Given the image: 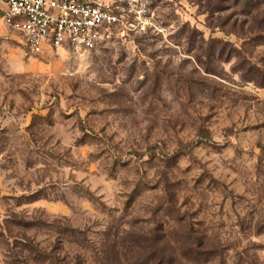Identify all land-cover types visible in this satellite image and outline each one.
I'll return each mask as SVG.
<instances>
[{"label": "rangeland", "instance_id": "rangeland-1", "mask_svg": "<svg viewBox=\"0 0 264 264\" xmlns=\"http://www.w3.org/2000/svg\"><path fill=\"white\" fill-rule=\"evenodd\" d=\"M131 11L81 51L0 23V264H264V0Z\"/></svg>", "mask_w": 264, "mask_h": 264}, {"label": "built area", "instance_id": "built-area-1", "mask_svg": "<svg viewBox=\"0 0 264 264\" xmlns=\"http://www.w3.org/2000/svg\"><path fill=\"white\" fill-rule=\"evenodd\" d=\"M133 0H0V23L30 52L91 50L118 27L128 28Z\"/></svg>", "mask_w": 264, "mask_h": 264}, {"label": "trees", "instance_id": "trees-1", "mask_svg": "<svg viewBox=\"0 0 264 264\" xmlns=\"http://www.w3.org/2000/svg\"><path fill=\"white\" fill-rule=\"evenodd\" d=\"M262 24V23H261ZM262 26V27H261ZM261 30H264V24L260 25ZM163 264H174L171 261H169V259H163Z\"/></svg>", "mask_w": 264, "mask_h": 264}]
</instances>
